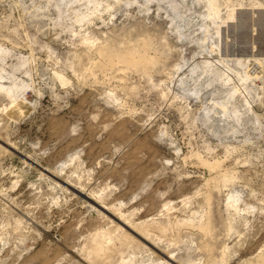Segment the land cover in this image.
<instances>
[{
	"label": "rangeland",
	"instance_id": "1",
	"mask_svg": "<svg viewBox=\"0 0 264 264\" xmlns=\"http://www.w3.org/2000/svg\"><path fill=\"white\" fill-rule=\"evenodd\" d=\"M101 262L264 264V0H0V264Z\"/></svg>",
	"mask_w": 264,
	"mask_h": 264
},
{
	"label": "bare ground",
	"instance_id": "2",
	"mask_svg": "<svg viewBox=\"0 0 264 264\" xmlns=\"http://www.w3.org/2000/svg\"><path fill=\"white\" fill-rule=\"evenodd\" d=\"M128 59H129V57H127ZM209 229V227H208V225H207V227L205 228V231L206 230H208ZM89 248H90V251L92 252V251H95V252H97V251H100L101 250V247H100V245L98 244V243H96V242H94V243H92V244H90L89 245ZM88 248V249H89ZM98 253V252H97ZM93 255H94V253H93ZM107 256V255H106ZM90 259V258H89ZM101 264H102V262H101Z\"/></svg>",
	"mask_w": 264,
	"mask_h": 264
}]
</instances>
